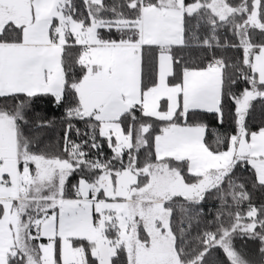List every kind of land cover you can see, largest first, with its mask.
Instances as JSON below:
<instances>
[{
    "label": "snow or ice",
    "instance_id": "6c2138e0",
    "mask_svg": "<svg viewBox=\"0 0 264 264\" xmlns=\"http://www.w3.org/2000/svg\"><path fill=\"white\" fill-rule=\"evenodd\" d=\"M0 264H264V0H0Z\"/></svg>",
    "mask_w": 264,
    "mask_h": 264
}]
</instances>
